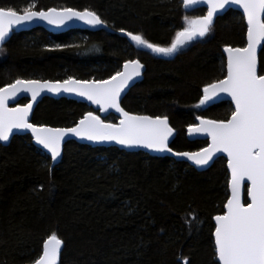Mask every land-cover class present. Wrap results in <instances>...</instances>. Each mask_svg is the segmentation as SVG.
<instances>
[{
	"label": "trees",
	"instance_id": "16d2710c",
	"mask_svg": "<svg viewBox=\"0 0 264 264\" xmlns=\"http://www.w3.org/2000/svg\"><path fill=\"white\" fill-rule=\"evenodd\" d=\"M30 4L37 11L88 9L114 31L142 34L165 47L186 26L185 16L207 14L205 8L185 12L182 0H0V7L18 10ZM246 31L243 16L231 10L171 60L106 31L14 33L0 49V87L17 78L107 80L126 61L138 59L146 73L122 107L167 116L176 131L171 148L198 151L208 142L190 141L188 127L197 117L227 120L233 111L230 103L197 107L202 89L223 79V50L245 46ZM259 60L264 65L262 51ZM89 111L96 113L82 103L45 98L32 122L72 127ZM106 120L118 122L115 116ZM229 179L225 158L198 172L172 158L76 142L67 143L61 163L53 165L30 136H16L7 147L0 143V264H33L53 232L64 241L60 264H182L184 258L189 264H218L213 217L223 212Z\"/></svg>",
	"mask_w": 264,
	"mask_h": 264
},
{
	"label": "snow or ice",
	"instance_id": "6c2138e0",
	"mask_svg": "<svg viewBox=\"0 0 264 264\" xmlns=\"http://www.w3.org/2000/svg\"><path fill=\"white\" fill-rule=\"evenodd\" d=\"M197 3L207 4V14L196 18L184 17L186 26L176 33L169 46L151 43L142 34L121 32L137 46L152 52L171 56L198 37H205L213 28L218 12L236 4L246 17V44L243 47L226 46V74L202 89L197 107L227 94L234 102V110L227 120L197 117L198 124L189 126V134L210 138L207 147L197 152H173L169 138L174 129L167 116L137 115L125 111L120 104L121 93L129 82L141 75L144 67L138 59L128 60L122 70L107 80H77L69 77L55 83L51 81L15 79L0 87V141H8L14 130H30L35 142L50 153L51 161L61 156L66 137L74 136L90 142H115L120 145L140 146L156 152L186 157L195 165L205 166L218 153L226 154L230 170L228 195L222 214L213 217L214 251L218 264H264V65L258 59V49L264 52V0H183L184 7ZM35 4L22 10L0 7V45H3L14 26L34 20L63 25L78 19L96 27L106 22L96 12L72 8L37 11ZM76 93L85 97L99 110L114 109L120 113L118 123L108 122L92 111L87 112L73 127L52 128L29 121L33 104L23 106L16 101L22 92L31 94L33 102L43 91ZM16 101L9 107V101ZM43 187V186H41ZM196 217L193 216L192 220ZM189 225L191 221H187ZM64 241L53 232L42 244V253L33 264H60ZM182 264H189L184 258Z\"/></svg>",
	"mask_w": 264,
	"mask_h": 264
},
{
	"label": "water",
	"instance_id": "95a60500",
	"mask_svg": "<svg viewBox=\"0 0 264 264\" xmlns=\"http://www.w3.org/2000/svg\"><path fill=\"white\" fill-rule=\"evenodd\" d=\"M182 2H183V0H182ZM207 7L208 6L205 3H197V4H194V5H192L190 7H187V8L184 7V4H183V9L187 13H190V12H192V11L198 9V8H205L207 10ZM231 10L239 12L243 16V18L245 20V23H246V17L243 14V9L239 5L232 4V5L228 6V7H226L224 10H222V11L217 13V15L214 17V20H213V26L215 25L216 20L219 17L224 16L225 14H227ZM77 11H79V10H77ZM246 26H247V24H246ZM35 29H43L46 32H48V33H50L52 35H56V36L65 34V33L69 32V31H76V30L77 31H84V32L106 31V32H108L110 34H116L118 36L126 38L134 46V48L139 50V51H143V52H148V53L154 54L157 57H160L161 59H165V60L173 59L176 56L177 52H178L177 51L176 53H174L171 56L160 55V54L152 52L150 49L137 46L135 44V42L131 41V39L124 34V32L112 30L108 26L107 23L105 24V26L93 27V26H90V25L86 24L85 22H83L81 20H78V19H75V18L72 19V20L67 21L66 23H64L63 25H60V26H58L56 24H49L47 21H43V20H34L32 22H28V23H24V24H21V25H18V26H14L13 30L9 34V37L7 38L6 42L3 45H0V49H1L2 46H4L11 39V37L13 36L14 33L30 32V31L35 30ZM205 37H198L196 40H201V39H203ZM196 40H194V41H196ZM262 47H264V45H262ZM260 52H261V50L258 49V52H257L258 59H259ZM223 55L225 57V60H227V53L224 52V50H223ZM141 64H143V66H144L141 69V75L138 76V77H135L132 81H130L128 87H126L124 89V91L121 93V97H120L121 107H122V103H123L124 99L129 94V92L135 86L140 84L143 81V79H144V75L146 73V65L143 62H141ZM39 81L44 82L43 80H39ZM51 82L55 83L57 81H51ZM45 98H49V99H53V100L66 99V100H71V101H74V102H77V103L85 104V105L90 106L91 108H93V110L96 112L95 114L99 115L101 117V119H106L109 116H115L118 119V122H119V120L121 118L120 113H117L114 109H109L107 112H102V111L99 110V106L98 105L93 104L91 101L87 100L85 97H81V96H79L76 93H67V92L52 93V92H49V91L45 90V91L41 92L40 95L37 97L36 101L33 102L32 99H31V94L30 93L22 92V93H20L18 95V97L16 98V101H18L20 105H21V102L24 101V100L26 101L25 104H28V103H32L33 104L32 111H31V113L29 115V121L31 123H33L32 122L33 114H34L37 106ZM16 101L10 100L9 101V107H15L16 106ZM221 103H230L232 105V107H233V110H234V107H235L234 102L232 101L231 97L228 96L227 94H221L218 98H215L214 100L209 101L207 104H205V105H203L201 107L202 108H208L210 106L218 105V104H221ZM21 106H23V105H21ZM137 115H142V114H137ZM204 119H206V118H204ZM198 123L199 122L196 121L195 124H198ZM47 127H51V126H47ZM52 128H67V127H52ZM16 136H30L31 139H32L33 145L50 158V153H48V151L46 149H44L41 145H39V144H37L35 142V139H34L32 133L30 132V130H14L12 136L9 138L8 141H0V143L3 146L7 147V146L10 145L11 141ZM175 137H176V131L174 130L173 136H171L169 138V146L170 147H171ZM187 137H188V139L190 141H206V142L210 143V138L206 137L205 135L189 134L188 131H187ZM69 142H76L79 145L90 146V147H93V148H117L118 150L123 151V152H127V153L143 152L145 154H148L149 156L156 157V158H172V159H174L176 161L188 163L190 166H192L198 172H206L207 170H209L211 168V166L219 158H225L227 160L226 154L218 153L213 158V160L209 162L208 165L198 166V165H195L192 161L188 160L186 157H177V156H175L172 153L156 152V151H153V150H150V149H146V148H143V147H140V146L128 147V146L120 145V144L115 143V142H103V143L90 142V141H87L85 139H81L79 137L69 136V137L65 138V141H64V144H63V147H62L61 156L59 158H57L56 161H54V162L52 161L53 165H58V164L61 163L62 158H63L65 145L67 143H69ZM173 152H175V151L173 150ZM186 152H191V151H186ZM192 152H197V151H192ZM228 172H229V176H230V170L229 169H228ZM214 223H215V221H214ZM62 249H63V246H62ZM62 249H61V252H62Z\"/></svg>",
	"mask_w": 264,
	"mask_h": 264
},
{
	"label": "flooded vegetation",
	"instance_id": "af4514ba",
	"mask_svg": "<svg viewBox=\"0 0 264 264\" xmlns=\"http://www.w3.org/2000/svg\"><path fill=\"white\" fill-rule=\"evenodd\" d=\"M25 103H26V101L24 100V101L21 102V105H24Z\"/></svg>",
	"mask_w": 264,
	"mask_h": 264
},
{
	"label": "rangeland",
	"instance_id": "374dc122",
	"mask_svg": "<svg viewBox=\"0 0 264 264\" xmlns=\"http://www.w3.org/2000/svg\"><path fill=\"white\" fill-rule=\"evenodd\" d=\"M191 42V41H190ZM189 43V42H188Z\"/></svg>",
	"mask_w": 264,
	"mask_h": 264
}]
</instances>
